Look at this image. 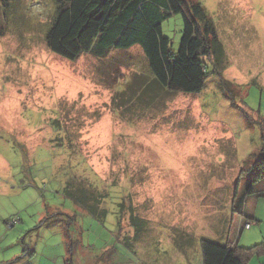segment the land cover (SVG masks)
<instances>
[{"label":"rangeland","instance_id":"1","mask_svg":"<svg viewBox=\"0 0 264 264\" xmlns=\"http://www.w3.org/2000/svg\"><path fill=\"white\" fill-rule=\"evenodd\" d=\"M190 1L218 40L195 94L139 44L63 58L55 0H0V264H203L202 239L264 264V0Z\"/></svg>","mask_w":264,"mask_h":264},{"label":"trees","instance_id":"2","mask_svg":"<svg viewBox=\"0 0 264 264\" xmlns=\"http://www.w3.org/2000/svg\"><path fill=\"white\" fill-rule=\"evenodd\" d=\"M55 2L56 17L46 35L47 46L53 53L77 61L85 53L102 58L111 50L130 49L139 44L154 80L163 89L187 94L204 89L208 78L206 59L211 57L212 45L218 40L200 3L190 0ZM8 4L2 0L4 9ZM174 14H182L184 19L177 52L172 49L170 37L163 33L165 20ZM262 129L264 135V123ZM254 169L256 183L264 177V161L260 160ZM201 248L203 264H246L251 254L238 244H220L209 239L201 240Z\"/></svg>","mask_w":264,"mask_h":264},{"label":"built area","instance_id":"3","mask_svg":"<svg viewBox=\"0 0 264 264\" xmlns=\"http://www.w3.org/2000/svg\"><path fill=\"white\" fill-rule=\"evenodd\" d=\"M248 226H250V225H248ZM248 226H247V227H248Z\"/></svg>","mask_w":264,"mask_h":264}]
</instances>
